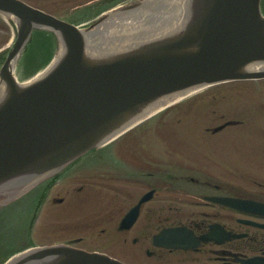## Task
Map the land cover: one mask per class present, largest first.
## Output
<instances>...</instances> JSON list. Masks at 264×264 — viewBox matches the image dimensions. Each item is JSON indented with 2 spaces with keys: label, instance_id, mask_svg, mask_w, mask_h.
<instances>
[{
  "label": "water",
  "instance_id": "water-1",
  "mask_svg": "<svg viewBox=\"0 0 264 264\" xmlns=\"http://www.w3.org/2000/svg\"><path fill=\"white\" fill-rule=\"evenodd\" d=\"M260 3L140 0L83 29L33 11L0 73V207L173 98L211 84L263 79ZM34 22L54 31L62 49L42 73L20 82L12 63ZM7 264L121 263L54 247L23 252Z\"/></svg>",
  "mask_w": 264,
  "mask_h": 264
},
{
  "label": "flooded vegetation",
  "instance_id": "flooded-vegetation-1",
  "mask_svg": "<svg viewBox=\"0 0 264 264\" xmlns=\"http://www.w3.org/2000/svg\"><path fill=\"white\" fill-rule=\"evenodd\" d=\"M17 1L82 24L134 0ZM14 39L13 25L0 14V68ZM173 120L175 131L143 127L89 152L41 186L40 198L54 194L52 202L73 206L76 200L104 206L110 201V213L85 211L84 227L91 230L94 218L115 219L116 245L122 254L130 253L132 264H264V118H167L165 123ZM216 122L233 126L215 130L221 126ZM227 139L247 145L229 148ZM132 211L136 221L123 228ZM176 227L188 232L189 243L173 248L154 242L155 235ZM66 230L57 229L53 242L92 245L93 237L60 233Z\"/></svg>",
  "mask_w": 264,
  "mask_h": 264
},
{
  "label": "rangeland",
  "instance_id": "rangeland-1",
  "mask_svg": "<svg viewBox=\"0 0 264 264\" xmlns=\"http://www.w3.org/2000/svg\"><path fill=\"white\" fill-rule=\"evenodd\" d=\"M58 13V11H55ZM29 55V54H28ZM24 55V59L28 56ZM254 88H257L260 91H256ZM230 91H233L234 93H231ZM248 92V94H244L243 97L246 98V100H243L242 94ZM241 94V95H239ZM229 95H232L230 104L224 103V99L229 97ZM202 97L198 100H207L208 102H211L213 105V108L211 109L210 118H264V81L255 82V81H249V82H241V83H233L230 85H223L219 87H214L213 89H209L205 93L201 95ZM231 107L232 112H230L229 108ZM202 108V103L200 101L197 102L196 105L193 106L191 113L188 115V118H195L199 116ZM178 109L173 108L166 112L163 116L159 118H180L179 117ZM242 116H238V115ZM181 130H187V128H182ZM227 144L229 148H237L241 146H246L244 140L240 139H227ZM64 207V206H62ZM62 207H56L54 204H51L48 202L45 206V210L42 213L41 219L38 222V225L33 231V237L34 242L37 244H44V243H50L53 241L54 238L57 237V235H54L57 230L51 229L55 228V226H60L64 224L65 226L71 224V222H82V218L79 216H75L74 220L70 219H64L60 217V209H63ZM65 210V209H64ZM62 210V211H64ZM108 212V209L105 211ZM103 225L100 226L97 230V235L95 236L98 238H95L93 240L92 245L86 244L89 249H98L102 252L109 253L113 256L118 257H124L126 261H128L130 264H132L131 260H127L130 253H121V245L117 246L115 244V235L113 232V224L115 222L112 221L111 223H106V220H104ZM72 223V224H73ZM71 224V225H72ZM105 228L106 232L104 234L101 233V229ZM47 230H49L47 234ZM94 231V230H92ZM79 232V231H78ZM84 235V233H79ZM102 235V241L101 236ZM100 243L97 244V243Z\"/></svg>",
  "mask_w": 264,
  "mask_h": 264
},
{
  "label": "bare ground",
  "instance_id": "bare-ground-1",
  "mask_svg": "<svg viewBox=\"0 0 264 264\" xmlns=\"http://www.w3.org/2000/svg\"><path fill=\"white\" fill-rule=\"evenodd\" d=\"M14 66V64H12V67ZM263 68H264V66H262ZM254 68V67H253ZM256 68V67H255ZM261 68V67H260ZM3 244H5V245H10L11 244V242L9 241V240H3Z\"/></svg>",
  "mask_w": 264,
  "mask_h": 264
}]
</instances>
